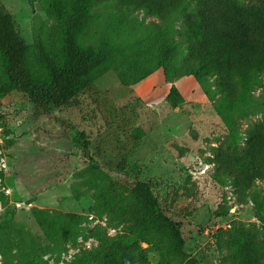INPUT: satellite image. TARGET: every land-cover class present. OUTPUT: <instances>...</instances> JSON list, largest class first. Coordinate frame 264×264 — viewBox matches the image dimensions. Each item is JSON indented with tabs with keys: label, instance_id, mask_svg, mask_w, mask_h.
I'll list each match as a JSON object with an SVG mask.
<instances>
[{
	"label": "rangeland",
	"instance_id": "374dc122",
	"mask_svg": "<svg viewBox=\"0 0 264 264\" xmlns=\"http://www.w3.org/2000/svg\"><path fill=\"white\" fill-rule=\"evenodd\" d=\"M236 1L264 7V0ZM108 3L95 0L98 22L80 32L85 50L109 47L131 32L139 45L144 35L157 37L151 32L161 21L142 9L130 16L131 32L119 27L113 37L107 15L116 10ZM0 6L28 46L31 79L48 85L39 44L63 57V29L51 0H0ZM122 54L124 64L113 62L61 107L36 106L15 89L0 92V155L8 165L0 176V264H24L32 256L36 264H59L64 253L65 264H75L104 245L103 233L114 242L132 239L133 223L115 210L117 202L131 203L146 213L132 194L137 181L152 183L160 209L178 225L181 249L163 232L117 258L87 264H264V76L254 103L231 101V129L195 76L167 80L145 52L133 61L132 50L119 49ZM4 80L0 56V89ZM172 87L181 95L177 106L169 100ZM35 211L46 213L53 229L43 228ZM90 216L106 219L117 234L93 228ZM80 237L96 246L83 249Z\"/></svg>",
	"mask_w": 264,
	"mask_h": 264
},
{
	"label": "trees",
	"instance_id": "16d2710c",
	"mask_svg": "<svg viewBox=\"0 0 264 264\" xmlns=\"http://www.w3.org/2000/svg\"><path fill=\"white\" fill-rule=\"evenodd\" d=\"M108 2L109 7L116 10L107 15L113 37L119 27L122 30L129 28L131 32L133 19L130 16L136 9H142L161 21L160 25H153L156 29L151 33L157 36L152 39L155 42L146 41L147 36L144 35L139 45V40L131 32L128 39L118 34V37H112L111 46L107 45L109 47L99 44L85 50L80 42V32L88 23L98 22L93 13L95 0H51V14L63 29V57L57 60L44 43L39 44L37 58L49 78L48 85L31 79L27 68L31 61L28 46L13 15L0 6V56L4 61L5 76L0 92L4 94L9 89H15L36 106L61 107L88 89L96 78L111 68L113 62L122 61L124 64L127 57L119 55V49L126 54L132 50V61L139 58L141 51L151 56L154 66L162 68L167 80L195 76L205 94L216 104L219 114L233 129L235 122L231 101L235 105L251 101L252 92L262 84L264 7H243L236 0ZM193 2L198 5L192 7ZM180 21L183 23L178 28L176 22ZM214 85L216 88L213 89ZM232 91L237 96L234 99L230 97ZM218 94L221 96L216 98ZM180 99L179 90L172 87L169 100L177 106ZM132 194L146 213L141 214L131 203L122 206L117 202L115 210L118 219L126 217L133 223L132 239L114 242L103 233L104 245L85 253L75 264L117 258L133 248H139V242H151L153 235L163 232L171 233L173 244L181 247L178 225L160 209L152 183L137 181ZM35 216L43 228L53 229L54 221L46 213L35 211ZM24 264H36L34 256L26 259ZM163 264L173 263L168 261Z\"/></svg>",
	"mask_w": 264,
	"mask_h": 264
},
{
	"label": "built area",
	"instance_id": "2783aa9c",
	"mask_svg": "<svg viewBox=\"0 0 264 264\" xmlns=\"http://www.w3.org/2000/svg\"><path fill=\"white\" fill-rule=\"evenodd\" d=\"M8 173V165L6 162V159L0 155V176H5ZM2 181V178L0 177V182ZM5 193H9L10 191L8 189L2 190ZM89 223L93 228H100L104 229L106 233L109 236H115L117 234V230L114 228L108 227V223L106 219H99L95 216L89 217ZM80 245L83 246V249L85 250H92L96 246V242L93 238H79ZM68 256L64 253L62 260L59 264H65V261H68ZM72 257V256H71Z\"/></svg>",
	"mask_w": 264,
	"mask_h": 264
}]
</instances>
